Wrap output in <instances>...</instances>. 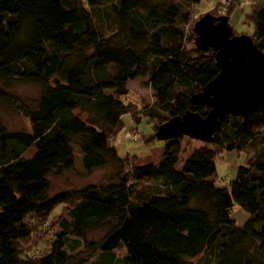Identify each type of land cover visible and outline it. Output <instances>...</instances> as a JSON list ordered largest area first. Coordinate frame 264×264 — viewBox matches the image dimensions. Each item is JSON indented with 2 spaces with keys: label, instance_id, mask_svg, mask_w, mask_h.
Wrapping results in <instances>:
<instances>
[{
  "label": "trees",
  "instance_id": "trees-1",
  "mask_svg": "<svg viewBox=\"0 0 264 264\" xmlns=\"http://www.w3.org/2000/svg\"><path fill=\"white\" fill-rule=\"evenodd\" d=\"M200 1L0 0V108L29 122V131H9L0 119V264H264V104L247 120L226 116L210 144L164 142L157 164L121 158L113 145L125 115L147 118L155 132L186 112L207 114L190 99L220 69L211 50L186 47ZM221 1L225 12L243 2ZM252 9V40L264 53V0ZM35 44L41 72L17 56ZM146 77L152 103L140 110L127 85ZM17 85L38 96L25 101ZM73 146L88 175L109 174L49 194L51 175L74 171ZM224 151L244 153L246 165L218 186ZM235 205L248 214L243 226ZM54 225L45 254L28 246Z\"/></svg>",
  "mask_w": 264,
  "mask_h": 264
},
{
  "label": "rangeland",
  "instance_id": "rangeland-1",
  "mask_svg": "<svg viewBox=\"0 0 264 264\" xmlns=\"http://www.w3.org/2000/svg\"><path fill=\"white\" fill-rule=\"evenodd\" d=\"M176 1V0H173ZM258 0H243L240 6L233 8V10L225 12V4L221 0H201L199 4L195 6V13H193L192 21L188 27L187 49H194V39L190 38V33L193 30L194 24L201 17L206 14H211L216 18L227 17L230 27L232 28L233 34L236 36L245 35L252 39L254 32V25L248 20V16L251 14L252 6L256 5ZM215 14V15H214ZM112 31V28L106 29ZM3 35L0 32V36ZM20 60L28 62L33 67H36L40 72L46 66L44 59V53L40 44H35L31 49L27 51H21L17 54ZM148 77L144 79L135 80L127 85L130 93L129 98L137 104V107L142 109L146 105L152 103V91L147 86L146 81ZM12 91L15 92L25 101L29 102L38 96V89L32 86L17 85L13 87ZM143 103V104H142ZM140 109V110H141ZM138 110V111H140ZM0 119L1 122L6 126L9 131H29V122L23 116L6 110L4 107L0 108ZM149 120L142 117L138 122L132 120L130 115H125L122 118L123 126L115 137L113 142L114 147L117 150L119 157L126 158L127 155L137 158L138 165H145L149 163L157 164L160 161L161 155L164 151V142L157 139L147 141L151 135H155V132L151 128ZM131 130L138 133V140H131ZM203 143L190 140L185 138L183 146L188 149L197 148L202 146ZM73 152L75 157L74 171L65 173L62 176L51 175L50 179V190L49 194H54L62 190L69 189H81L88 184L104 182L109 174V170H95L88 175L81 163V152L77 146H73ZM221 152V151H220ZM215 159L216 174L214 180L216 185L223 186L225 183L235 178L237 170L240 166L246 165V157L244 153L223 152ZM251 156V153L248 154ZM62 205L55 208L52 213V224L56 225L57 219L60 217ZM233 218L238 226H243L248 219V214L240 209L239 206L235 205L232 209ZM53 226L47 235H41L40 233L34 232L33 239L30 241L28 246L34 245L38 247L36 251L45 254L49 247V242L52 238V233L56 229ZM38 232V231H37ZM101 237L98 232L89 234L87 236L88 241H95ZM117 254L122 257L124 251L120 250ZM194 264H200L199 259L194 260Z\"/></svg>",
  "mask_w": 264,
  "mask_h": 264
},
{
  "label": "water",
  "instance_id": "water-1",
  "mask_svg": "<svg viewBox=\"0 0 264 264\" xmlns=\"http://www.w3.org/2000/svg\"><path fill=\"white\" fill-rule=\"evenodd\" d=\"M193 33L196 49L211 50L220 73L190 99L192 105L207 108V114L202 117L186 112L170 119L155 132L156 139L162 142L186 137L210 144L226 116L247 120L264 104V53L253 40L234 35L227 17L211 14L195 22Z\"/></svg>",
  "mask_w": 264,
  "mask_h": 264
},
{
  "label": "built area",
  "instance_id": "built-area-1",
  "mask_svg": "<svg viewBox=\"0 0 264 264\" xmlns=\"http://www.w3.org/2000/svg\"><path fill=\"white\" fill-rule=\"evenodd\" d=\"M245 1H248V0H245ZM131 140L132 141H137L138 140V133L136 131H134V130H131Z\"/></svg>",
  "mask_w": 264,
  "mask_h": 264
},
{
  "label": "crops",
  "instance_id": "crops-1",
  "mask_svg": "<svg viewBox=\"0 0 264 264\" xmlns=\"http://www.w3.org/2000/svg\"><path fill=\"white\" fill-rule=\"evenodd\" d=\"M129 83H130V82H129ZM129 83H128V84H129Z\"/></svg>",
  "mask_w": 264,
  "mask_h": 264
}]
</instances>
